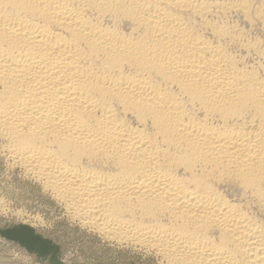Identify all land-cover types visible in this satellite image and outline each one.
Masks as SVG:
<instances>
[{
  "label": "bare ground",
  "instance_id": "1",
  "mask_svg": "<svg viewBox=\"0 0 264 264\" xmlns=\"http://www.w3.org/2000/svg\"><path fill=\"white\" fill-rule=\"evenodd\" d=\"M0 154L158 264H264V0H0Z\"/></svg>",
  "mask_w": 264,
  "mask_h": 264
},
{
  "label": "rangeland",
  "instance_id": "2",
  "mask_svg": "<svg viewBox=\"0 0 264 264\" xmlns=\"http://www.w3.org/2000/svg\"><path fill=\"white\" fill-rule=\"evenodd\" d=\"M230 20L236 27L238 26L237 28L242 29L241 26L244 30L249 28L247 23L235 16ZM235 20L237 21L234 22ZM6 162H8L6 158L0 156V227L13 224L31 226L36 232L58 245L59 259L63 264L159 263L152 254L131 246H120L82 227L66 214L49 193L41 189L38 182L26 176L21 168ZM0 264L50 263L39 260L36 255L27 252L18 244L0 237Z\"/></svg>",
  "mask_w": 264,
  "mask_h": 264
},
{
  "label": "water",
  "instance_id": "3",
  "mask_svg": "<svg viewBox=\"0 0 264 264\" xmlns=\"http://www.w3.org/2000/svg\"><path fill=\"white\" fill-rule=\"evenodd\" d=\"M0 237L18 244L31 254L46 258L50 264H63L58 257L60 255L58 245L36 232L31 226L17 224L0 228Z\"/></svg>",
  "mask_w": 264,
  "mask_h": 264
}]
</instances>
